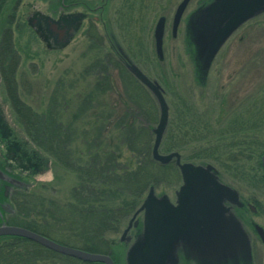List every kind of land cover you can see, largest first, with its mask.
Returning <instances> with one entry per match:
<instances>
[{
	"label": "trees",
	"instance_id": "obj_1",
	"mask_svg": "<svg viewBox=\"0 0 264 264\" xmlns=\"http://www.w3.org/2000/svg\"><path fill=\"white\" fill-rule=\"evenodd\" d=\"M187 30L194 45V22L189 23ZM93 57L97 62L86 70V75L94 74L92 82L87 83L89 89L77 93L75 105L65 96L59 104L54 95L51 109L48 107L44 113L35 112L22 100L16 79L17 60L12 57L5 85L27 139L17 137L12 130L11 144L1 142L5 146L2 152L12 159L13 168L19 172L36 177L54 163L74 174L75 183L62 198L50 197L51 186L43 183L21 192L16 200L18 216L11 223L88 252L108 254L113 250L112 254L120 258L115 236L141 205L149 188L178 184L181 175L174 162L161 164L153 158L154 128L160 117L154 96L117 55L99 52ZM191 58L203 83L207 74L203 57L195 51ZM113 70L118 72L122 85L121 99L115 102L107 100L115 91ZM158 81L163 82L162 77ZM175 97V101L169 100V121L160 151L181 153L194 145L202 146L193 149L189 156L181 153L182 158L197 163L213 161L243 185L264 192V101L256 109L252 105L250 115L241 117V121L239 113L228 119L223 124L229 129L218 132L208 110L202 112L184 94ZM230 136L233 139L224 142ZM234 148L237 150L233 151ZM241 157L252 163L227 164V160L238 161ZM13 239L30 241L22 237ZM25 255H38V250L24 243L0 245V264H26Z\"/></svg>",
	"mask_w": 264,
	"mask_h": 264
},
{
	"label": "rangeland",
	"instance_id": "obj_2",
	"mask_svg": "<svg viewBox=\"0 0 264 264\" xmlns=\"http://www.w3.org/2000/svg\"><path fill=\"white\" fill-rule=\"evenodd\" d=\"M119 1L114 2L113 10L111 9L108 14L111 33L125 46L133 47L139 44L137 50L128 56L150 78L158 80L162 77L163 82L160 83L168 105L170 99L176 100L175 95L184 94L193 99L202 112L204 110L210 112L211 121L215 123L213 127L218 132L229 129L223 123L230 118H236L237 113L241 115L238 117L241 121V117L250 115L249 110L252 105L254 108L262 105L264 101V14L246 22L227 40L212 61L202 83L191 58L196 50L195 44L189 41L187 24L194 12L207 4L205 1L191 0L189 2L175 36L172 33V21L181 0H138V3L134 2L135 4L128 2L127 6L121 5ZM23 11L24 7H20L18 15L20 16ZM162 15H165L167 20L163 40L164 58L160 60L155 50L154 28ZM14 41L19 58V67L16 72L18 91L22 100L35 112H47L55 99L61 104L62 96L76 103L79 99L77 93L89 89L90 86L87 83L92 82L94 74L86 75V70L93 62H97L99 57L95 59L93 56L99 52L89 50L90 43L84 33L77 35L66 48L58 51L47 49L44 45L37 43L36 39L31 40L30 34L26 31L17 30ZM92 45L96 46L95 43ZM100 52L103 54L101 50ZM113 73L115 91L106 98L115 102L121 99L122 85L118 72L113 70ZM54 95L57 96L54 97ZM53 97L55 99H51ZM2 105L5 113L0 112V128L5 129L6 132L13 130L17 137L27 139V134L20 125L5 88L2 92ZM222 117L224 119L220 120ZM257 118L260 117L257 116ZM250 131L248 134H251ZM217 138L212 142H215ZM230 139L233 138L227 137L224 142ZM194 146L196 147H189L181 153L189 156L193 149L202 148V146ZM236 150V148L233 149V151ZM238 162L241 165H248L250 161L244 157L238 161L227 160V164L232 165ZM211 163L218 168L221 181L235 187L240 192L242 200L249 202L248 204L253 207V210L247 205L243 208L236 207L234 214L240 218L250 236L253 264H264V244L255 229L256 224L264 227V192L252 186L243 185L238 179L232 178L220 169L217 163L213 161ZM246 171L249 172L250 169ZM32 182L34 184L30 187L31 189L43 183L51 186L50 197H61V195H68L70 187L75 183V175L52 163L47 172L38 174ZM180 183L172 185L173 187L162 184L158 189L155 188L156 194L160 196L167 193L174 200L175 190L179 188ZM42 194L45 195V193ZM141 216L142 213L138 217L143 219ZM130 218L123 228L126 227ZM37 224L41 227L39 220ZM122 230L117 233L116 239L120 238ZM111 237H114V234ZM29 245L32 249L36 247L32 243ZM119 264H122L121 261Z\"/></svg>",
	"mask_w": 264,
	"mask_h": 264
},
{
	"label": "water",
	"instance_id": "obj_3",
	"mask_svg": "<svg viewBox=\"0 0 264 264\" xmlns=\"http://www.w3.org/2000/svg\"><path fill=\"white\" fill-rule=\"evenodd\" d=\"M191 0H181L172 21L176 35L182 16ZM264 13V0H213L199 11L194 22L195 46L208 70L227 39L246 21ZM166 17L160 16L154 28L157 57L164 58L163 39ZM201 27V28H200ZM129 71L154 95L160 117L154 128L153 158L161 164L173 159L178 166L182 184L176 190L173 203L168 194L158 196L154 186L149 188L133 219L143 212V233L127 252V264H176L178 244L199 261L221 263L239 256L252 259L251 240L240 219L231 211L241 205L239 192L220 181L212 164L182 161L178 151L160 152V145L169 121V105L160 82L150 78L138 65L129 64ZM264 165V156L262 157ZM229 203V204H228ZM130 225L125 229L128 231ZM255 229L264 244V227ZM1 235H14L33 240L60 253L86 261L113 264L107 254L88 252L63 245L40 233L14 225L0 226ZM181 242V243H180Z\"/></svg>",
	"mask_w": 264,
	"mask_h": 264
},
{
	"label": "flooded vegetation",
	"instance_id": "obj_4",
	"mask_svg": "<svg viewBox=\"0 0 264 264\" xmlns=\"http://www.w3.org/2000/svg\"><path fill=\"white\" fill-rule=\"evenodd\" d=\"M115 1L116 0H0V112L2 114L5 113L2 109V92H4V88L7 92L5 84L10 69L9 67L12 66L13 56H15L17 60V68L19 67L18 50L15 48L14 41V35L17 30L26 31L27 34H30L31 40L36 39L37 43L44 45L47 49L52 51L66 48L77 35L84 33L87 41L90 43L89 50L93 49L98 52L101 50L103 54L117 55L122 65L127 69L129 64H136L128 55L134 53L139 44H135L133 47L125 46L124 43L116 40L111 33L108 14ZM128 2L138 3V0L119 1L121 5L125 6H127L126 4H128ZM20 7H24V11L19 16L18 10ZM203 7L202 5L198 8V12L190 18L188 24L196 21L198 13ZM192 18L195 19L193 20ZM92 43H95L96 46L93 47ZM5 131V129L0 128V226L14 225L11 222L18 216L17 195L27 191V189L33 185L32 180L35 179V177H31L26 172H19L14 169L12 159H8L6 152H2L5 147L4 144L1 143L2 140H6L7 144H11L12 141L9 139L11 132L7 131L5 133ZM21 158L22 157L18 158L17 162L20 161ZM214 168L218 174V170L215 166ZM169 197L170 200L175 203L176 193L174 200H172L170 195ZM240 199L242 204L233 205L231 210L235 211L234 208H243L246 205L250 206L253 210V207L248 204L249 202L247 203L242 200L241 194ZM141 213L133 219L134 212L126 227L122 230L117 244V250L119 249L121 253L120 258L112 254L113 250L108 252L107 255L112 258L113 264H119L120 261L122 264H127L126 256L129 248L143 233V219L138 217ZM141 217L143 218V213ZM129 225L130 228L124 234L125 229ZM13 237L20 236L1 235L0 245L6 242L29 245L28 242L30 241L32 244L39 245L36 246L33 244V246H36L33 250L36 248V250H38V255L23 256V259H26V264H105L100 261H86L75 256L60 253L28 238L26 239L30 241L27 242L19 239L14 240ZM48 251L55 253L50 254ZM176 255V264H253V256L250 261L242 256H239L236 260H229L221 263H212L204 260L199 261V259L191 255L183 247V244H178ZM167 264L171 263L168 262Z\"/></svg>",
	"mask_w": 264,
	"mask_h": 264
},
{
	"label": "bare ground",
	"instance_id": "obj_5",
	"mask_svg": "<svg viewBox=\"0 0 264 264\" xmlns=\"http://www.w3.org/2000/svg\"><path fill=\"white\" fill-rule=\"evenodd\" d=\"M171 162H174L175 163V160L173 159ZM43 235V234H42ZM45 236V235H44ZM37 243V242H36Z\"/></svg>",
	"mask_w": 264,
	"mask_h": 264
}]
</instances>
